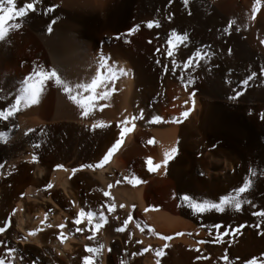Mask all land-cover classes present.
<instances>
[{
    "label": "bare ground",
    "instance_id": "6f19581e",
    "mask_svg": "<svg viewBox=\"0 0 264 264\" xmlns=\"http://www.w3.org/2000/svg\"><path fill=\"white\" fill-rule=\"evenodd\" d=\"M27 2L13 0L14 10ZM5 26L0 109L15 103L25 77L31 84L57 74L42 81L36 104L0 121L5 264L7 248L16 249L12 264H83L92 256L85 248L100 244L93 264H246L253 257L264 264V216L253 215L264 212V0H36L34 10ZM172 30L188 41L168 56ZM202 46V57L213 55L195 61V70L182 68ZM89 96L84 115L80 101ZM141 109L143 118L132 120ZM123 128L131 131L120 137ZM115 139L121 144L104 165L80 167L98 163ZM173 146L168 165L149 172L146 160L159 163ZM133 176L140 183H130ZM245 177L250 187L237 197L239 212L193 214L180 199L218 202L235 196ZM81 210L94 212L92 224L86 217L73 223ZM100 212L105 222L89 240ZM213 224L221 227L209 231Z\"/></svg>",
    "mask_w": 264,
    "mask_h": 264
},
{
    "label": "snow or ice",
    "instance_id": "6c2138e0",
    "mask_svg": "<svg viewBox=\"0 0 264 264\" xmlns=\"http://www.w3.org/2000/svg\"><path fill=\"white\" fill-rule=\"evenodd\" d=\"M36 3V0H31V2H27L25 3L22 7H19L18 9L13 8V0H7V5L8 7H3L0 6V40H3L7 29H6V22L10 21V20H14L16 17H23L26 15L27 12H30L32 10H34V4ZM184 3L187 4V0H184ZM170 18V17H169ZM153 21H148L147 22V27L148 28H152L153 27ZM232 21H229V25H231ZM157 27L159 26L158 24L156 25ZM13 27L19 28L20 25L19 24H13ZM136 27H139L138 25ZM135 29H130V31H134ZM229 31L228 27H225L223 29V32L225 34H227ZM237 31H239V29H237ZM187 41H188V36L186 33L184 34H178L175 30H172L168 33L167 36V40L166 43L169 45L168 48V52L167 55L168 56H172L173 55V45H179V44H184V46H187ZM262 43H264V41H262ZM208 46H202V47H198L196 48L191 55L188 56L187 60L181 65L182 68L186 69L191 67L193 70L196 69L197 67V63L195 61H199L202 58L203 59H207L209 57H211L213 55V53L211 51H204L203 52V57H202V48H207ZM230 51V50H229ZM103 59V58H101ZM159 63V62H158ZM177 69V63L175 60L172 61V65H171V71L175 72ZM164 70L168 71V67L167 65L164 66ZM206 71L208 70V68L206 67L205 69ZM123 73V70H121ZM262 74H264V71H262ZM255 73L252 74V76H254ZM252 76H248L247 80H251ZM57 74L52 71L50 74H48V76H44L43 74L40 75L39 80L35 81L31 84L28 83V80L30 79V77H25L24 78V86L21 89L20 94L16 95L15 97V103L9 105L8 107H4L3 109H0V121H6L9 117H11L18 109V106L20 105H30V104H36L37 103V97L39 95V92L41 90V88L43 87V83L42 81H44L45 79H50V78H56ZM247 80L241 81V84H247ZM56 82L59 84L60 80L57 79ZM227 82V81H226ZM188 84H192L193 81L191 79L188 80L187 82ZM96 85V82L93 81L92 85L88 86V91H91L92 88H94ZM65 92H68L69 89L65 88L64 89ZM241 93L240 92H236L235 96H230L228 97V99L230 100H234L236 99V97L240 96ZM73 98L74 97H70ZM103 98L106 100L108 98L107 95H104ZM191 99V97H190ZM94 97L89 96L86 100H82L80 101V106L83 109V114L87 115L88 110H89V106L90 104L93 102ZM190 111V110H189ZM143 114H144V110L141 109L140 110V114L138 116H133L131 117L132 120H137V119H141L143 118ZM188 115V112H182L181 113V117H186ZM262 119H264V115H262L261 117ZM173 122L176 121V118L173 117ZM151 120L154 122H159L161 120V117L158 115H153L151 117ZM125 122H129L128 118L125 117ZM95 127V125H94ZM117 127L119 128V125H117ZM32 129H29V132H31ZM127 131H131L130 128H123L120 129V137L124 136V133ZM25 135H27V133H25ZM4 136L5 133L4 132H0V142H4ZM149 144L152 143L151 140L148 141ZM121 144V139H115V142L111 144V147H109L107 149V153L103 156L102 159L99 160L98 163L96 164H81L80 167L81 168H99L102 165H104L108 159L109 156L113 153V151L115 149H117V147ZM35 147H39V144L35 145ZM213 147H215V145H213ZM177 154V147L173 146L171 147V149H166L164 150L163 153V159L159 162V163H153V161L149 158L146 160V164H147V170L149 172H155L157 169H160L161 167L167 166L168 163L176 156ZM32 160H36V156L33 155L32 156ZM62 165L57 164L56 168H61ZM72 172H76L77 169L76 168H72L71 169ZM253 175H255V173H253ZM130 183L134 182V183H140V181L133 176L131 181H129ZM48 187H51V184L48 185ZM109 187H111V185H109ZM250 187L249 184V180L247 177L244 178L243 180V184L240 187H236L233 191L235 192V196L229 194V195H223L219 197V201L218 202H212L210 200H203L201 202H197L196 200L190 199V197L188 195H182L180 197L181 201L183 202L184 205H186L193 214H202L205 212H210V211H214L215 213H222L225 212L226 207L227 208H232L235 211L239 212L241 210V200L237 199V197L240 196L241 193H244L248 188ZM97 191H99V189H97ZM104 196H108L109 193L107 191H105L103 193ZM245 203L247 201H244ZM179 206V205H178ZM105 207L108 208V211L111 212L112 211V207H114V205L112 206H108L105 205ZM121 208L124 207V205H120ZM15 211V210H13ZM253 215H261L264 216V212L261 213H253ZM87 218V222L88 224H92L93 218H94V212L92 210H88L87 212H85L84 210L79 211L76 214V219L73 221L74 224H80L81 222V218ZM131 214H129L128 219H125L123 221L124 225H127L129 223V220H131ZM105 222V215L103 212H100L98 215V222L91 228V236H88L87 238L89 240H91L93 237L96 236V231L97 229H99ZM41 224L44 223L43 220L40 221ZM7 223H4L3 227H0V233H3L5 231V229L7 228ZM51 225H49L50 227ZM58 227L63 228L64 225L61 224ZM221 227V225L219 224H213L209 227V231H211L212 228H216L219 229ZM242 227V225H241ZM77 231H81L82 229H76ZM227 228L224 229L225 232H227ZM41 231V229L37 228L35 229V231H30L28 233L29 236H33L35 235L36 232ZM115 231L117 232H123L124 228L123 227H117L115 229ZM149 231H151V229H149ZM233 231H236V229H233ZM179 235V233L177 234ZM59 239V237H57ZM21 239H25V237H21ZM161 240L163 241H167L170 240L171 237L169 236H161L160 237ZM217 239H219V237H217ZM137 243H139V241H137ZM103 247L102 244H100L98 247L93 248V247H86L85 251L89 254H92V256L89 255H84L82 257L83 260V264H93V258L95 254L99 253L100 249ZM165 247H167V244H165ZM142 252H146L148 251L147 248H142L141 249ZM16 252L15 248H7L6 249V253H7V264H12V257L13 254ZM162 254V250H159L156 252V255L159 256ZM0 264H5V259L4 257H0ZM246 264H256V258L253 257L251 260L246 261Z\"/></svg>",
    "mask_w": 264,
    "mask_h": 264
}]
</instances>
